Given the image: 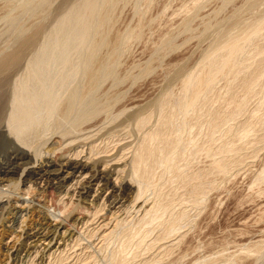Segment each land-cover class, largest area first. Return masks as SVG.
I'll return each instance as SVG.
<instances>
[{
  "label": "bare ground",
  "instance_id": "6f19581e",
  "mask_svg": "<svg viewBox=\"0 0 264 264\" xmlns=\"http://www.w3.org/2000/svg\"><path fill=\"white\" fill-rule=\"evenodd\" d=\"M27 1L32 3L31 0ZM27 1L25 0L26 3ZM25 2L23 1L22 5ZM113 2L114 0L76 2L75 7L68 8L65 16L60 21V18L58 19L57 28L53 26L55 28L50 35L54 34V31L55 35L51 41V37L46 39L49 47L57 49L60 46L58 42L60 40H62L61 44L63 42L64 34L73 35L72 37L77 40L75 47L79 49L80 54H83L82 59L78 51V58H75L77 61L79 58L82 59L81 62L79 60L81 64L78 65V69L72 67L70 71H65V67L59 70L64 71L63 73H58L59 71L52 73L56 63L53 59L56 58H53V53L51 54L52 49L51 52L48 51L47 45H44L46 43L42 44L44 48L40 46L43 50L41 58H36L33 64L28 61L31 64L29 66L27 64L24 67L25 70L23 60L26 58L22 60L17 54L25 50L23 53L26 56V52L31 50L18 48L19 52L18 50L16 52L15 47L14 51L17 54L6 51L8 54L0 55V228H3L1 236L7 237L11 242H1L7 249L6 264H94V258L105 249L103 247L108 239L114 237L119 227L124 226L123 223H137V228L141 230L143 226L150 227L153 222L158 221L159 230L155 229L157 244L153 245L151 250L148 249L151 251L152 258L156 260L164 256V253L175 249L187 236L186 231L176 229L175 219L162 220L163 213L165 214L162 202L145 196L146 185L148 186L147 182L150 181L148 179L151 175L153 177L155 167L165 165L164 168L171 169L174 167V158L181 157V155H173L174 158H171L166 154L169 149L170 155L171 152L175 155L178 153H173L176 152L178 141H174L176 145L172 146L171 138L164 134L172 122L169 120L170 117L166 119L167 114L162 117L163 106L168 105L169 97L138 106H122L119 92L123 88L124 81L116 75L113 65L116 62L114 58L117 47L122 44L123 38L118 37L117 42L112 43L117 45L114 50V47L112 48L111 57L115 56L113 59H109L110 55L107 52L105 53L109 58L104 56V52L101 55L102 47L107 42L103 41L107 39L105 35L104 39L100 36L102 34L98 35L101 38L100 41H89L96 30H99V33L102 32L104 25L109 23V18H106L109 13H112L111 8H115L116 4L114 2L115 5H113ZM227 2L225 0V4ZM247 2L249 3L248 0ZM22 5V12H20V6L19 12L26 13L29 10L28 5H23V7L26 6L24 9ZM107 8L111 9H108L110 11L108 14L105 13ZM29 11L26 16L30 14ZM103 12L107 15L104 16ZM237 14L239 13L236 12V18L232 15L235 19L231 18L233 22L229 19L232 27L238 22ZM8 20L13 19L10 16ZM16 22L7 23L13 25H11L14 29L12 31L18 32L17 37L20 38L25 34L26 29L22 31L20 27L23 25ZM261 22L262 24L245 32L243 36L227 35L224 40L217 37L218 41L222 42L217 41L219 44L215 43V47L202 58L199 71L197 73L193 71L182 80L185 95L183 104L180 105H182L183 113L188 114L195 110L201 98V92L203 94V90H206L207 93L213 87V78L234 67L236 58L239 55L241 57L244 51L243 46L245 44L248 46L254 38L264 33H262L264 20ZM35 29L34 32H36ZM97 37L93 38L97 39ZM28 38L29 41L32 39L30 35ZM26 42L25 40L23 46ZM68 42L69 40L66 43ZM66 43H63L64 46L69 44L65 45ZM260 49L257 51H260L259 53L263 56L264 49ZM107 50L109 52V49ZM57 51L55 54L58 53ZM63 53L66 54V49ZM67 55L73 58L71 54ZM220 55L223 58L219 61L222 57ZM67 57L60 60L65 65L70 60V57L69 60ZM49 61L53 62H51L52 65L54 64L53 68H50L51 72L48 70ZM46 63L47 66H45ZM58 64L55 67L61 65ZM248 64L243 63L241 66ZM263 74L264 71L261 72L260 77ZM262 77L264 78V75ZM124 79L126 81V78ZM179 110L177 109L178 112ZM156 118L158 121L154 122ZM262 122H258L259 125ZM260 126L258 127L263 129V125ZM169 144L171 148L168 147ZM177 167L178 165L174 169ZM217 167L219 170V166ZM13 176H19L15 184L10 181ZM29 212L40 218V222L33 228L27 227L25 222ZM138 229L135 231L136 234H132L134 237L141 235L142 232Z\"/></svg>",
  "mask_w": 264,
  "mask_h": 264
},
{
  "label": "rangeland",
  "instance_id": "374dc122",
  "mask_svg": "<svg viewBox=\"0 0 264 264\" xmlns=\"http://www.w3.org/2000/svg\"><path fill=\"white\" fill-rule=\"evenodd\" d=\"M23 1L25 2V0H9V2L0 0V52H3L0 55L8 54V52L15 53L14 50L16 49L17 52L18 48L31 50L26 52V56L23 53L25 50L20 51L21 53L18 50L19 53H15L22 60L27 59H25L27 63L23 60L24 68L27 64L29 66L36 62V58H41L43 51L41 47L44 48L47 45L48 51L51 52L52 48L47 44V40L51 37V41L55 35V31L50 35L55 28L53 26L57 28V23L66 12L72 6L75 7L76 2L80 0H46L47 4L44 0H40L41 2L31 0L33 4L29 2L30 7L26 0L28 4L25 2L23 5H28L27 8L31 12L34 11L33 14L36 15L28 10L31 17L29 13L26 16L28 12L26 9V13L23 11L24 15L20 13ZM248 1L249 3L247 0H230L225 4V0H114L115 8L113 5L111 6L114 9L110 6L112 13H109L110 8H107L108 12L105 10V13H109L106 18H109V23L104 25L105 31L102 30L99 33V30H96L98 34L94 32L93 37L102 34L100 36L103 38L105 35L107 39L103 41L107 42L102 47L101 55L104 52L106 57L105 52H107L110 55V58L107 56L109 59L116 56L114 58L116 62L113 65L114 72H117L116 75L124 81L123 88L120 89V92H123H119L121 105L138 106L169 97L168 105L163 106L162 117L167 114L166 119L170 117L169 120L172 122L170 121L171 125L168 126L166 132L164 131V134L171 138L172 146L177 144L178 150L176 149L173 153H178L175 155L171 152V156L169 149L166 154L171 158L177 155L181 157L180 159L179 157L174 158V167L171 169L164 168L165 165L155 167L153 177L151 175L148 179L150 181L147 182L145 196L162 202V206H165H163L165 214L163 213L162 220L175 219L176 229L186 231L187 236L182 239L181 244L172 251L166 252L167 255L164 253V256L157 261L152 258L150 250L153 245L157 244L155 238L159 230L158 221L153 222L150 227L143 226L141 230L137 228V223H123L124 226L119 227L114 237L108 239L103 247L105 249L102 248L103 250L100 251V256L94 258V264H264V78L262 77L264 74L260 77L261 72L264 71L262 70L264 50L262 51L263 56L259 53L260 51H257L259 48L264 49V31H262L263 36L254 38L255 42L253 40L248 43L249 45L247 44L248 46L246 44L243 46L244 51L241 57L239 55L236 58L234 67L228 72L226 70L223 76H214L216 78L212 80L213 87L207 93L206 90H203V94L201 92V98L195 110L188 114L183 113L182 105H180L183 104L185 95L182 80L193 71L195 73L199 71L202 58L210 52L211 48L215 47L219 38L224 40L227 35L240 37L262 24L264 0ZM23 5L22 8H26ZM242 10L243 12L240 13ZM236 12L242 20L236 19L238 22L232 27ZM105 13L104 16L107 15ZM232 15L235 17L233 18ZM8 16H11L13 20L9 21ZM6 20L8 23L18 20L16 23L23 25L20 27L21 30L26 29L32 39L29 41L26 32L22 37H17L18 32L12 31L14 30L11 27L12 24L5 22ZM227 21L230 23L228 24ZM7 26L11 28L9 33ZM69 36H71V42ZM72 36L68 33L64 34V39L59 36L63 42L61 44L60 39L57 42L62 47L58 46V51L55 48L52 49L51 54L53 53V58L57 60L53 58L51 60L56 62L55 65L61 62L59 64L64 66L58 64L59 66L55 67L54 64L52 65L53 62L49 61V65L47 63L45 65L50 66L48 67L49 72L53 70L52 73H57L65 67V71H70L72 67L78 69L83 54H80L79 49L75 47L77 40ZM100 36L97 39L92 37L89 41H100ZM118 37L123 38L122 44L117 47L119 55L116 53L114 57H111L112 48L114 47V50L117 46L112 43L117 42ZM25 40L27 46H23ZM68 40L70 45L66 43ZM63 43L68 45L64 46ZM69 47L71 49L73 47V53ZM65 49L66 54L63 53ZM56 51L59 60L55 57ZM77 53L82 57V59L79 58L80 62L75 59L78 58ZM67 54H71L73 58ZM66 57L67 60L70 59L67 65L60 61ZM222 58L223 56L219 61ZM243 63L245 65L249 63L250 69L246 68L248 65L241 66ZM50 68L53 69L50 70ZM255 69H258V72ZM203 70L210 71L207 68ZM61 72L64 71L58 73ZM122 77L126 78V81ZM177 109H180V112ZM155 121L157 122L158 118L154 119ZM258 122H262L263 129ZM255 124L261 128H257ZM171 144L169 148L172 147ZM177 165V169H174ZM166 170L171 171L166 172ZM18 178L19 176H13L10 181L15 184ZM25 222L27 227L33 228L40 222V218L29 212ZM2 229L0 228V264H6L7 249L2 246L1 242H8L9 239L1 236ZM137 229L142 232V236L132 235L137 233L135 232Z\"/></svg>",
  "mask_w": 264,
  "mask_h": 264
}]
</instances>
